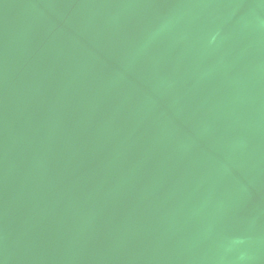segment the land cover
<instances>
[{
	"label": "water",
	"instance_id": "water-1",
	"mask_svg": "<svg viewBox=\"0 0 264 264\" xmlns=\"http://www.w3.org/2000/svg\"><path fill=\"white\" fill-rule=\"evenodd\" d=\"M181 2L0 0V264H154L155 206L183 180L165 143L191 136L195 118L174 116L176 90L153 91L148 61L126 69L123 53ZM259 3L219 0L213 10L222 33L247 23L236 51L261 39ZM125 6L119 27L105 28V14ZM254 65L237 67L236 131L264 114L259 92L242 83ZM233 175L247 199L198 251L231 244L234 261L264 231V175L251 184Z\"/></svg>",
	"mask_w": 264,
	"mask_h": 264
},
{
	"label": "clouds",
	"instance_id": "clouds-1",
	"mask_svg": "<svg viewBox=\"0 0 264 264\" xmlns=\"http://www.w3.org/2000/svg\"><path fill=\"white\" fill-rule=\"evenodd\" d=\"M217 7L219 0H182L167 14L156 16L123 53L126 69L148 61L153 91L176 90L174 116L195 118L191 136L165 143L171 167L183 169V180L155 206L148 227L154 264H257L264 257V231L249 238L234 261L229 259L231 244L198 251L204 240L225 230L231 213L247 199V187L233 170L248 178V184L264 175V114L236 131L241 116L233 102L241 83L237 67L250 59L255 65L242 83L249 92H259L258 108L264 110V20L256 30L259 42L236 51L233 44L243 38L247 23L222 33L225 21L213 15ZM258 7L264 10V0ZM128 11L125 6L105 14V28L117 29ZM248 15L256 18L254 12ZM163 65L171 67L161 74ZM200 141L206 149H198ZM172 200L176 206L170 209ZM253 225L254 221L249 228Z\"/></svg>",
	"mask_w": 264,
	"mask_h": 264
}]
</instances>
